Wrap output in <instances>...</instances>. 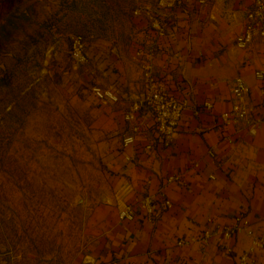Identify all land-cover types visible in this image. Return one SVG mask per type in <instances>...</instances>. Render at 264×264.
Listing matches in <instances>:
<instances>
[{
    "label": "crops",
    "instance_id": "crops-1",
    "mask_svg": "<svg viewBox=\"0 0 264 264\" xmlns=\"http://www.w3.org/2000/svg\"><path fill=\"white\" fill-rule=\"evenodd\" d=\"M139 3L147 5L146 0ZM251 4L252 0H206L200 7L196 0H180L167 12L168 36L158 42L153 68L165 88L185 99L187 106L171 147L156 151L145 149L153 123L148 113L140 118L134 145L121 147L122 138L131 133L122 114L141 90L134 53L150 39L146 19L134 16L135 8L126 9L132 32L125 42L128 47L119 48L113 39L102 52L101 86L118 92L120 102L107 105V131L115 142L105 153L112 184L94 212L103 227L92 256L95 264H238L250 246L246 235L225 244L216 238L199 240L203 230L228 226L238 216L250 222L255 236H264V125L250 136L246 124L225 125L220 118L231 108L235 77L250 86L253 103L261 100L253 72L263 63L264 45L259 40L247 50L234 45ZM207 101L213 103L212 111L198 109L195 114ZM170 176L178 181L168 183ZM145 198L154 207L153 220L140 207ZM165 200L171 204L168 209L163 207ZM124 206L133 208V221L118 219ZM189 238V244L177 245ZM248 256L264 264V245Z\"/></svg>",
    "mask_w": 264,
    "mask_h": 264
},
{
    "label": "rangeland",
    "instance_id": "rangeland-1",
    "mask_svg": "<svg viewBox=\"0 0 264 264\" xmlns=\"http://www.w3.org/2000/svg\"><path fill=\"white\" fill-rule=\"evenodd\" d=\"M139 2L0 0V264L93 258L103 233L94 212L112 184L105 153L115 142L113 103L92 88L103 87L109 41L128 47L126 9ZM73 35L85 40V65L69 58Z\"/></svg>",
    "mask_w": 264,
    "mask_h": 264
},
{
    "label": "built area",
    "instance_id": "built-area-1",
    "mask_svg": "<svg viewBox=\"0 0 264 264\" xmlns=\"http://www.w3.org/2000/svg\"><path fill=\"white\" fill-rule=\"evenodd\" d=\"M198 6L206 4V0H196ZM147 5L135 8L134 16H143L147 21V31L150 39L146 46L136 48L134 58L138 62L141 72L140 92L129 102L128 107L123 112V120L130 125L131 133L124 136L121 141L123 149L129 148L136 142V135L140 131V118L143 113L151 115L153 123L149 128L150 139L145 145L148 151L166 150L173 143V136L177 132L183 118L184 110L187 106L186 100L177 97L174 93L165 88L163 80L158 77L153 68V60L159 47V41L168 36V26L165 23L167 12H170L180 0H146ZM259 40L264 45V0H252L251 6L244 14V26L242 32L234 39V45L240 50H247ZM70 51L69 58L76 66L85 65L88 62L86 54V43L81 35H73L69 38ZM254 79L259 85L261 100L258 103L251 101V88L242 77H235L231 81L230 104L231 108L227 112L220 114V118L225 125L232 123L246 124L247 133L254 136L259 127L264 125V60L261 66L254 70ZM94 97L101 103H118L119 94L110 87H93ZM210 112L213 103L204 102L200 108L195 109V114L199 110ZM134 157H126L132 162ZM213 179V176H210ZM168 183L178 181L177 176H170L166 179ZM140 207L144 216L148 220H153V205L148 198L140 202ZM164 208H170L171 204L165 200ZM136 214L131 206H126L120 210L118 218L120 221L131 222ZM244 234L250 239L248 251L243 254L238 264H255L249 258V254L264 245V236L257 237L251 230L250 222L243 216L233 219L230 225H215L202 231L199 236L200 241H207L216 238L217 241L225 244L229 240ZM192 239L179 240L178 246L189 244ZM228 251L230 248L223 245ZM93 258L84 261V264H95Z\"/></svg>",
    "mask_w": 264,
    "mask_h": 264
}]
</instances>
